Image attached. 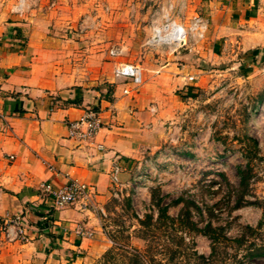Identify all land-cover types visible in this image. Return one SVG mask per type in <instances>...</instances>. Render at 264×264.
<instances>
[{"label":"rangeland","instance_id":"374dc122","mask_svg":"<svg viewBox=\"0 0 264 264\" xmlns=\"http://www.w3.org/2000/svg\"><path fill=\"white\" fill-rule=\"evenodd\" d=\"M69 5L68 11L59 10L69 18L63 27L71 34L64 40L70 44L69 63L83 72L84 82H93L91 88L122 82L113 75L117 59L139 65L142 83L202 82L190 99L175 88L180 102L168 100L164 111L156 112L165 137L170 131L171 136L150 155L152 169L128 172L118 197L110 184L96 211L100 245L74 264H128L131 252H139L145 264H196L193 251L208 256L213 245L198 231L208 222L219 229L214 233L219 260L264 264V256L248 252L252 243L264 245V227L253 234L245 230L264 214V56L222 39L211 54L207 29L198 38L189 28L195 16L202 17L197 0H70ZM171 21L187 33L182 47L167 41L172 34L163 28ZM113 47L122 50L117 59L108 54ZM241 172L249 176L244 189ZM164 206L173 222L141 224L146 215L155 220ZM186 209L192 226L176 221ZM241 235L242 243L236 240ZM219 260L215 264H222Z\"/></svg>","mask_w":264,"mask_h":264},{"label":"crops","instance_id":"0c3cea01","mask_svg":"<svg viewBox=\"0 0 264 264\" xmlns=\"http://www.w3.org/2000/svg\"><path fill=\"white\" fill-rule=\"evenodd\" d=\"M69 1L27 0L18 13L17 0H0V217L21 216L25 225L24 240L0 244V264H74L99 246L96 211L109 193L113 157L122 166L120 180L127 181L138 161L171 136L165 137L156 112L168 100L180 102L175 88L190 99L202 83L144 82L126 95L130 85L123 82L91 88L69 63L64 40L71 34L63 29L69 18L59 11H68ZM197 6L211 54L222 39L264 56V0H197ZM88 108L98 111L102 128L93 142L78 144L67 123ZM70 180L93 186V207L82 209L81 201L54 206L45 187L54 191Z\"/></svg>","mask_w":264,"mask_h":264},{"label":"built area","instance_id":"2783aa9c","mask_svg":"<svg viewBox=\"0 0 264 264\" xmlns=\"http://www.w3.org/2000/svg\"><path fill=\"white\" fill-rule=\"evenodd\" d=\"M27 0H17L14 5V11L21 13L26 9ZM174 21L169 22L164 33H171L172 25ZM183 27V26H182ZM190 30L195 31V35L198 38H203L204 31L207 29V22L199 16H195ZM186 31L184 27L175 30L171 38L167 41L173 43L176 46L182 47L185 43L181 41L182 38H186ZM122 53L121 48L113 47L108 50V54L111 58L117 59ZM113 75L115 78L121 80L125 84H129L130 87L123 89V94H130L132 91H136L142 83V69L139 65L116 60L113 65ZM150 112L155 113L156 110L153 106L150 107ZM68 136L75 140L78 144L91 143L96 137L97 133L102 128V123L99 118V113L95 108H88L80 117L74 120H70L68 123ZM97 149L102 151L103 145L97 144ZM153 163L151 157H143L137 163V169H141L142 172H147L148 169H152ZM122 172V166L119 163L118 156H114L111 161L109 170V181L114 190L112 192L114 197H118V192L126 186L125 182L120 180V173ZM46 191L53 194L54 206L62 208L76 202L81 201L82 209H89L96 203L97 192L93 186L80 182L77 180H70L65 185L57 190L52 191L48 187H45ZM25 239V225L21 216L0 217V244L3 242H12Z\"/></svg>","mask_w":264,"mask_h":264},{"label":"trees","instance_id":"16d2710c","mask_svg":"<svg viewBox=\"0 0 264 264\" xmlns=\"http://www.w3.org/2000/svg\"><path fill=\"white\" fill-rule=\"evenodd\" d=\"M249 176L246 172H241V180H240V186L244 188L247 187ZM239 203V202H237ZM158 214L155 220H153L152 216L146 215L144 220H141V224L143 226L149 227L151 225H155L156 222L162 220V219H168L173 222V218L169 217L166 214V207L157 208ZM190 211L188 209L184 210L183 213H180L179 216L176 218V221L179 222V224H184L188 226H192L193 222L190 221ZM261 227H264V214L262 215L261 219L257 222L255 226H245V230L253 234L255 232H258ZM219 229L214 228L210 222L206 223L204 227L201 230H198L200 233H203L205 235H208L211 238V241L213 245L211 246V251L208 256H204L201 254H197L195 251H193L194 259L197 261L196 264H215L218 258L216 246L214 244V239L217 237L214 233ZM244 235H241V238L236 239L240 243L244 240ZM183 240L182 238L180 239ZM253 245V247H251ZM248 247L249 255L251 256H264V245H256V243H252ZM181 251V250H180ZM176 250L173 251V255L175 256ZM173 256V257H174ZM225 258V257H224ZM222 264H226L225 259L219 260ZM127 263L128 264H145V261L143 260L142 256L139 255V252H131L127 255ZM100 264V261L97 263Z\"/></svg>","mask_w":264,"mask_h":264},{"label":"bare ground","instance_id":"6f19581e","mask_svg":"<svg viewBox=\"0 0 264 264\" xmlns=\"http://www.w3.org/2000/svg\"><path fill=\"white\" fill-rule=\"evenodd\" d=\"M171 25H172V26H171V27H172V29H171L172 31H171L170 34H173V32H174L175 30H178L179 28H181V30H182V28H183L182 25L176 23V21H174V24L171 23ZM163 29H165V28H163ZM168 36L170 37V35H168ZM157 37H158V36H155V38H157ZM169 37H168V38H169ZM168 38L166 37V39H168ZM159 39H160V38L158 37V40H159ZM180 39H182L181 41H184L185 38H182V37H181Z\"/></svg>","mask_w":264,"mask_h":264}]
</instances>
